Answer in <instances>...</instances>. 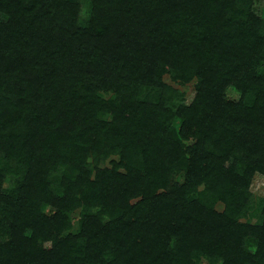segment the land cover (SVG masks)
Segmentation results:
<instances>
[{
	"label": "trees",
	"instance_id": "obj_1",
	"mask_svg": "<svg viewBox=\"0 0 264 264\" xmlns=\"http://www.w3.org/2000/svg\"><path fill=\"white\" fill-rule=\"evenodd\" d=\"M89 1L0 0V264H264V0Z\"/></svg>",
	"mask_w": 264,
	"mask_h": 264
},
{
	"label": "rangeland",
	"instance_id": "obj_2",
	"mask_svg": "<svg viewBox=\"0 0 264 264\" xmlns=\"http://www.w3.org/2000/svg\"><path fill=\"white\" fill-rule=\"evenodd\" d=\"M80 1V16L79 20L81 23H84L86 18H87V12H88V7L90 4L89 0H79ZM258 6V7H257ZM256 6V11L259 14H262V7L264 6V3H259ZM260 7V8H259ZM163 79L166 83L172 85L173 87L177 88L180 93L183 94V101L182 104H189L191 102V99L193 98L195 92H194V84L195 81L188 82L186 84H181L179 82H175L169 78L167 74H164ZM226 98L233 100V101H238L240 99V93L234 88V87H229L226 92H225ZM107 97V96H106ZM118 159L117 155H112L107 159H102L99 161V167H106L110 165V160H115ZM88 161L93 164L94 159L88 158ZM92 172H94L92 170ZM177 181H180L182 178V175H177L176 177ZM5 186H8V183H5ZM249 191L251 192V201H258L260 197H264V176H260L256 174L254 178L252 179V182L249 186ZM217 210H222L223 209V204L218 202L216 205ZM46 212L50 211V208L45 209ZM81 210L77 209L74 211L71 216H72V227L70 231L72 233L76 232L78 230V219H79V214ZM244 220L249 221L250 223H257L258 219L257 218H243ZM246 246L248 249H250L252 252L255 250V243L253 242V239H249L246 242ZM44 245L48 247L50 244L49 242H45Z\"/></svg>",
	"mask_w": 264,
	"mask_h": 264
}]
</instances>
